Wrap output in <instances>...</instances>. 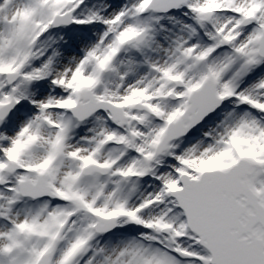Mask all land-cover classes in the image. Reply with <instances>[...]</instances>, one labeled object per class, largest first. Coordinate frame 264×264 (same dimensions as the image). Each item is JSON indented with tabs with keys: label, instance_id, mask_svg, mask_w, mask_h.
<instances>
[{
	"label": "snow or ice",
	"instance_id": "1",
	"mask_svg": "<svg viewBox=\"0 0 264 264\" xmlns=\"http://www.w3.org/2000/svg\"><path fill=\"white\" fill-rule=\"evenodd\" d=\"M0 264H264V0H0Z\"/></svg>",
	"mask_w": 264,
	"mask_h": 264
}]
</instances>
